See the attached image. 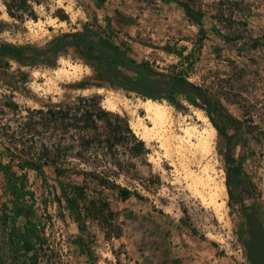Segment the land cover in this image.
Here are the masks:
<instances>
[{
	"label": "rangeland",
	"instance_id": "rangeland-1",
	"mask_svg": "<svg viewBox=\"0 0 264 264\" xmlns=\"http://www.w3.org/2000/svg\"><path fill=\"white\" fill-rule=\"evenodd\" d=\"M181 4L202 12L204 35ZM87 42L105 43L159 80L187 82L202 95H157L152 101L164 106L168 121L163 132L144 139L143 127L152 125L139 104L149 99L105 77V64ZM5 45L10 49L0 54V134L4 128L8 135L25 132L37 110L96 97L104 110L127 119L147 154L132 161V181L118 180L133 184L140 199L122 202L103 192L121 224V236L111 240L89 223L79 241L76 224L58 203V182L79 185V176L58 179L44 168L42 182L25 171L32 196L20 203L15 225L20 231L34 226L28 254L12 220L2 221L4 212L12 217L13 198L0 173V264H249L243 241L251 208L264 233V0H0V47ZM118 70L131 80L139 76ZM212 105L232 119L223 120ZM33 128L26 143L33 152L55 142L53 130Z\"/></svg>",
	"mask_w": 264,
	"mask_h": 264
},
{
	"label": "trees",
	"instance_id": "trees-1",
	"mask_svg": "<svg viewBox=\"0 0 264 264\" xmlns=\"http://www.w3.org/2000/svg\"><path fill=\"white\" fill-rule=\"evenodd\" d=\"M5 6L10 17L17 19V16L11 12L9 4ZM180 6L186 16L200 27L199 34L204 35L200 26L202 12L198 10L194 13L186 4ZM78 35L73 34L74 37ZM87 43L88 47L95 45V42ZM8 49H10L8 45L0 47V54ZM126 61L134 65L132 61ZM168 83L173 87L191 86L175 78H171ZM172 95L169 93L162 98L169 99ZM201 95L200 92L193 97L199 98ZM7 107L14 109L16 105L9 103ZM211 107L223 120L232 119L224 112L220 114L219 106ZM34 113L37 114V120L32 121L25 132L12 131L8 135L9 129L4 128L0 134V173L4 176L7 190L13 198L10 209L12 217L4 212L3 223L6 224L11 219L13 234L23 252L28 254L33 251L32 240L35 236L33 224L24 226L21 231L16 229L15 225L16 220L22 215L20 203L26 202V198L32 196L24 184L25 171H34L40 180L45 182L44 168H50L58 179L65 176L81 178L79 185L58 182L60 190L58 203L60 204L61 201L64 203L65 210L76 224L80 234L78 240H83L89 223H94L98 227L105 240L118 239L121 236L118 214L111 210L103 192H114L122 202L131 198L140 199L141 196L133 184L126 182L125 185H121L118 180L123 177L132 181L130 174L134 166L132 161L147 154L143 141L135 136L124 116L104 110L96 97H77L72 105L65 104L37 110ZM34 124L39 125L44 134L53 130L56 135L54 143L43 142L37 153L32 151L34 149L32 144H26L32 141L30 133L35 131ZM214 128L219 131L216 126ZM15 137H19L18 141L11 142ZM4 138L8 139L9 144L1 141ZM65 141L70 142L65 143ZM3 157L7 158L6 162L3 161ZM14 168L22 174L18 175ZM86 255L89 259V250Z\"/></svg>",
	"mask_w": 264,
	"mask_h": 264
},
{
	"label": "water",
	"instance_id": "water-1",
	"mask_svg": "<svg viewBox=\"0 0 264 264\" xmlns=\"http://www.w3.org/2000/svg\"><path fill=\"white\" fill-rule=\"evenodd\" d=\"M95 46L96 48L94 50L106 57L105 66L109 70V72H106L105 77L114 78L118 76L123 80H128L127 87L144 98H147L152 101L157 95L162 97L163 95L169 93L187 94L191 96L200 94V90L194 86L182 85L178 87H173L169 85L168 81L150 80L145 77H143L139 83H135L126 76H124L118 69L110 65L109 59H114L116 57V54L112 48L99 43H95ZM49 51L50 50L38 52L36 56H43ZM125 68L131 72L141 74L143 76L159 77V74L137 65L125 64ZM148 88L152 89V92H150ZM219 112H222L221 109L219 110ZM247 230L249 238L248 240L243 241L246 260L249 262V264H264L263 228L260 219L255 216L254 209L252 208L248 216Z\"/></svg>",
	"mask_w": 264,
	"mask_h": 264
},
{
	"label": "bare ground",
	"instance_id": "bare-ground-1",
	"mask_svg": "<svg viewBox=\"0 0 264 264\" xmlns=\"http://www.w3.org/2000/svg\"><path fill=\"white\" fill-rule=\"evenodd\" d=\"M106 105H107V108L108 109H112L113 108V106H114V104L112 103V102H110V101H107L106 102ZM140 108L144 111V113H145V119L149 122V123H151V125H152V128H147V127H143V129H144V134H143V137H144V139L145 138H151L150 137V135H154L155 133L157 134V133H161V132H163V129L166 127V123H167V115H166V111H165V108H164V106L163 105H161V104H158V103H156V102H153V101H151V100H145V101H143V102H141L140 104ZM141 126V125H140ZM186 130H184V133L186 134ZM152 133H154V134H152ZM183 133V132H182ZM184 133H183V135H184ZM193 133H195V132H193ZM188 134H190L189 136H191L192 134H191V129H190V133H189V130H188ZM187 134V135H188ZM161 135V134H160ZM160 135H159V137L158 138H160ZM155 136V135H154ZM162 136V135H161ZM186 136V135H185ZM211 136V135H210ZM193 137V136H192ZM191 137V138H192ZM154 138V137H153ZM180 140H181V138L180 137H178ZM197 138V137H196ZM207 138H208V136H207ZM161 139H162V137H161ZM160 139V140H161ZM209 139H210V137H209ZM159 140V139H158ZM157 140V141H158ZM163 140H166V139H164L163 138ZM180 140H178V141H180ZM183 140V139H182ZM187 140V139H186ZM188 140H189V137H188ZM212 140V139H211ZM189 141H191V140H189ZM163 142V141H162ZM184 143H186V141L184 142ZM161 145H162V143H160ZM180 144V143H179ZM182 144V143H181ZM199 145V144H198ZM182 146V145H181ZM180 146V147H181ZM201 148V147H200ZM178 151V150H177ZM186 154V153H185ZM200 154H202V153H200ZM183 157V156H182ZM200 160V159H199ZM190 161V160H189ZM195 161V160H194ZM197 162V161H196Z\"/></svg>",
	"mask_w": 264,
	"mask_h": 264
},
{
	"label": "flooded vegetation",
	"instance_id": "flooded-vegetation-1",
	"mask_svg": "<svg viewBox=\"0 0 264 264\" xmlns=\"http://www.w3.org/2000/svg\"><path fill=\"white\" fill-rule=\"evenodd\" d=\"M91 50H93L96 54V56H98L99 60L102 61L103 64H105V60H106V57H104L103 55H101L100 53L96 52L94 49L96 48L95 45H91V47H89ZM116 54V53H115ZM110 61V65L115 67L116 69H124V70H128L125 68V64H130L129 62H127L122 56H120L119 54H116V57L114 59H109ZM106 71L109 72V70L106 68ZM138 78H136L135 80H132L133 82L135 83H139L140 80L145 77V78H148L150 80H159V77H156V76H152V77H149V76H143L141 74H138ZM115 78H118L119 79V86L121 88L123 87H126L127 86V83H128V80H123L121 79L120 77L116 76L114 78H108L109 80H114ZM130 79V78H129ZM131 80V79H130ZM148 90L150 92H152V89L148 88ZM251 211V209H250ZM255 213V216L258 218L257 216V213L254 211ZM250 214V212H249ZM249 216V215H248ZM248 216H247V223H248ZM248 231V230H247Z\"/></svg>",
	"mask_w": 264,
	"mask_h": 264
}]
</instances>
